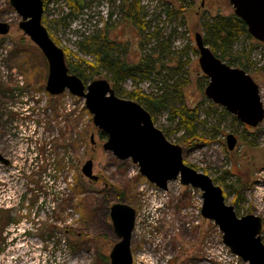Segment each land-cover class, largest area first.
I'll return each instance as SVG.
<instances>
[{
  "label": "rangeland",
  "instance_id": "rangeland-1",
  "mask_svg": "<svg viewBox=\"0 0 264 264\" xmlns=\"http://www.w3.org/2000/svg\"><path fill=\"white\" fill-rule=\"evenodd\" d=\"M43 1V24L66 61L94 62L80 42L102 36L106 27L113 59L130 66L147 61L144 75L119 81L121 98L138 91L155 100L149 110L155 125L183 148L186 164L215 180L239 217L262 218L264 242V121L248 129L206 97L209 79L195 40L204 38L213 17L234 14L230 0H142L141 28L123 18V0H86L78 15L68 0ZM0 21L11 26L0 35V153L10 161L0 162V264H109L119 241L110 218L117 189L137 212L134 264H246L224 245L219 227L202 217L201 191L180 180L159 189L131 159L103 149L107 137L85 99L47 92L48 62L19 28L10 0H0ZM229 55L223 61L254 79L264 105V42L244 36ZM100 71L93 80L107 79L113 87L114 75ZM183 106L198 111L193 133L175 112ZM231 134L238 138L233 151ZM88 160L97 182L82 174Z\"/></svg>",
  "mask_w": 264,
  "mask_h": 264
},
{
  "label": "water",
  "instance_id": "water-1",
  "mask_svg": "<svg viewBox=\"0 0 264 264\" xmlns=\"http://www.w3.org/2000/svg\"><path fill=\"white\" fill-rule=\"evenodd\" d=\"M234 14L247 25L249 34L264 42V0H230ZM11 6L21 17L19 28L31 39L45 56L49 73L46 90L51 96L69 92L85 99L93 115V123L107 135L105 151L121 161L132 160L139 172L159 189L168 190L170 182L180 180L185 187L202 193L201 215L213 221L221 230L224 245L246 264H264L263 220L256 215L239 217L235 207L226 201L224 190L211 176L198 171L184 161L183 148L170 142L159 129L152 115L141 104L119 97L107 79H97L86 84L73 74L66 62L65 52L43 24V0H10ZM11 26L0 21V35L10 32ZM199 51V64L209 79L206 97L224 108L243 124L253 128L264 121V105L259 85L242 68L233 67L217 57L205 44L202 35L195 37ZM94 143V136L91 137ZM237 138L227 136V145L233 151ZM0 162H10L0 153ZM82 174L97 182L94 162L88 160ZM112 227L119 241L112 248L109 264H134L132 238L137 212L124 202L110 208Z\"/></svg>",
  "mask_w": 264,
  "mask_h": 264
},
{
  "label": "trees",
  "instance_id": "trees-1",
  "mask_svg": "<svg viewBox=\"0 0 264 264\" xmlns=\"http://www.w3.org/2000/svg\"><path fill=\"white\" fill-rule=\"evenodd\" d=\"M71 7V14L81 13L86 8V0H68ZM124 4L121 5L120 9L123 13V18L141 28V15L143 9L141 7L142 0H123ZM205 36L204 42L210 46L214 54L218 56L222 61L225 58L230 57L231 49L240 39L244 36H249L248 28L245 22L238 18L235 14L230 16L217 15L213 17L209 22L204 24ZM109 31L106 27L104 34L100 37L89 36L83 42H80V50L86 56H93L94 62H88L80 59L79 64H73L71 60H67V65L73 74L79 76L85 83L88 80H93L95 76L101 74L100 68L106 69L114 76L112 78L113 87L116 94L121 97L118 90L119 81L126 79H137V75H144L145 70H148V63L143 60L139 64L127 65L126 63H119L113 59L112 50L114 42L109 37ZM55 41V40H54ZM57 43V41H55ZM58 44V43H57ZM233 58V57H232ZM233 59L230 60L232 62ZM82 64H85L87 69L91 71L90 74H86L87 70L81 68ZM127 95L133 101L141 104L146 110H150L152 100L149 95L143 94L138 91L128 92ZM159 103V102H158ZM175 112L180 116L186 129L193 133L194 123L198 119V111L195 109H189L186 106L176 109ZM236 119V117H235ZM102 139H105L107 135L101 132ZM194 136L192 137V140ZM252 146V145H251ZM253 147V146H252ZM215 182V180H214ZM116 197L119 202H122L123 194L118 189L115 190ZM236 201V200H235Z\"/></svg>",
  "mask_w": 264,
  "mask_h": 264
},
{
  "label": "flooded vegetation",
  "instance_id": "flooded-vegetation-1",
  "mask_svg": "<svg viewBox=\"0 0 264 264\" xmlns=\"http://www.w3.org/2000/svg\"><path fill=\"white\" fill-rule=\"evenodd\" d=\"M234 117H235V116H234ZM241 123H242V122H241ZM242 124H243V123H242ZM261 124H262V123H261ZM261 124H260V125H261ZM243 125H244L246 128H248V129H249V128H253V127H251V126H249V125H246V124H243ZM260 125H259V126H260ZM256 128H257V127H256ZM237 140H238V138H237ZM237 143H238V142H237ZM236 146H237V145H236ZM235 148H236V147H235ZM5 158H6V157H5ZM9 162H10V161H9ZM4 165H6V164H4ZM8 165H10V163H9ZM8 165H7V166H8ZM262 240H263V239H262Z\"/></svg>",
  "mask_w": 264,
  "mask_h": 264
},
{
  "label": "built area",
  "instance_id": "built-area-1",
  "mask_svg": "<svg viewBox=\"0 0 264 264\" xmlns=\"http://www.w3.org/2000/svg\"><path fill=\"white\" fill-rule=\"evenodd\" d=\"M238 258V257H237Z\"/></svg>",
  "mask_w": 264,
  "mask_h": 264
}]
</instances>
